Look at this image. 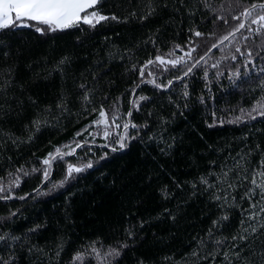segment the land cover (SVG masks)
<instances>
[{"label": "trees", "instance_id": "16d2710c", "mask_svg": "<svg viewBox=\"0 0 264 264\" xmlns=\"http://www.w3.org/2000/svg\"><path fill=\"white\" fill-rule=\"evenodd\" d=\"M251 2L102 0L97 6L101 13L118 20L103 21L95 29L82 25L83 30L43 36L29 28L0 32V182L8 187L16 175L20 177L19 187H12L14 198L0 200V234L20 239L9 240L7 247L0 243V257L9 264H70L77 251H84L83 264H213L211 258L198 260L191 255L197 249L193 238H207L212 221L225 212L229 219L216 235L231 237L239 232L241 209L249 203L240 197L251 186L243 177L250 179L256 170L257 181L262 179L258 165L264 159V118L252 120L247 112L258 100L264 101V73L259 71L264 67L260 48L264 36L249 33L250 21H244L245 29L230 37L231 43L224 41L219 49H212L205 56L207 63L202 61L181 81L174 77L182 75L186 66H150L154 76L146 79L174 81L166 89L143 83L134 95L140 77L132 65L139 68L158 54L175 59L192 47L196 48L192 56L198 59L232 31L240 22L232 16ZM220 16L228 24L217 19ZM195 31L204 35L197 37ZM236 47L245 55L236 53ZM249 50L253 65L246 71L243 64ZM169 52L174 55L168 56ZM64 57L68 62L60 64ZM214 63L218 67H211ZM237 68L239 76L233 75ZM81 84L89 89L88 101ZM140 95L149 99L140 102L137 111L131 102ZM117 98L121 117L117 123L131 120L144 126L129 127L128 135L136 138L126 140L123 149L116 142L122 127H109L111 135L105 139V127L92 125L99 118L92 108L103 103L109 111ZM129 109L131 117L124 115ZM237 116L242 119L228 123ZM37 119L39 130L33 124ZM78 132L83 134L77 136ZM57 148L62 153L75 151L51 159L49 153L55 155ZM46 158L51 160L50 168L42 163ZM89 163L92 167H84ZM68 164L84 170L68 177ZM21 165L28 175L16 172ZM34 167L40 171L33 172ZM201 177L215 187L205 190ZM229 182L239 185L228 189L239 207L222 209V201L212 195H225ZM93 242L98 255L90 247ZM125 242L129 247L120 256L107 255ZM200 251L204 255L209 249ZM262 251L264 228H258L249 234L241 255L250 264H264ZM220 262L217 257L215 264Z\"/></svg>", "mask_w": 264, "mask_h": 264}, {"label": "snow or ice", "instance_id": "6c2138e0", "mask_svg": "<svg viewBox=\"0 0 264 264\" xmlns=\"http://www.w3.org/2000/svg\"><path fill=\"white\" fill-rule=\"evenodd\" d=\"M236 2L237 4H239L240 0H236ZM101 3L102 0H0V32H3L5 30H11L15 32L16 29L29 28L34 30L35 33L43 36L47 35L48 33L63 32L69 29L83 30L81 27L82 25H86L90 28L95 29L97 25H100L103 21L119 19L116 15L107 16L102 14L101 10L97 7ZM254 12L257 13L255 16H253ZM133 15L135 14L133 13ZM149 15H151V13H149ZM144 18L146 19L147 17ZM217 19H221L225 24H228V19L223 16L217 17ZM232 19L240 22L232 29V31L228 32L227 35H224L218 43H212L210 46H208L204 55H201L198 59L193 58L192 53L196 51V48L192 47L189 51H186L184 53V56L175 59L166 60L164 55L158 54L154 59L150 58L146 60L143 64L140 65L139 68H137L136 65L133 64L132 70L138 72L140 83H138L136 87L132 89V93L135 95L136 88H139L140 84L143 83L151 84L157 89H166L173 84L174 81L172 79H169L166 84L157 83L156 79L154 78L146 79V75L147 77L154 76V73L148 70L150 66L161 67L164 65H170L172 68H179L182 65L186 66V70H183L182 75H175L174 77L176 81L183 80L184 77H187L190 73H193V70L195 68L201 66L202 61L204 62V64L207 63V61L205 60V56H207L208 53L212 51V49H219L220 45L224 44V41H229L231 43L229 38L231 37L234 39L236 37V34L240 32L241 29H245L246 24L244 21H250L247 27V31L249 33H255L256 35L264 36V0H253V2H251L248 7L244 8L239 13V15H233ZM252 25H258V27L253 28ZM194 35L197 37H201L204 34L199 31H195ZM212 35H215V33H212ZM243 39L248 40L249 36H243ZM0 43H2V41H0ZM175 47L183 51L179 44H177ZM260 48L264 50V43L260 45ZM235 52L240 53L242 56L245 55V53L241 52L240 47H236ZM5 55H7V53H5ZM167 55L173 56L174 52H169ZM257 56H259V53H257ZM185 57H187V59H185ZM246 57V63L243 64V67L247 71L249 65H253V53L251 50L247 51ZM231 59L235 61L237 59L236 55H231ZM68 60V57H64L60 60L59 63L65 64L68 62ZM189 61H192L190 66L188 65ZM211 67L216 68L218 67V64L214 63L211 65ZM164 71H168V68L165 67ZM259 71L261 73H264V67L260 68ZM233 75L239 76L240 69L237 68L236 72L233 73ZM204 76L206 79L208 76L207 70L204 71ZM79 87L84 90L83 99L88 101L89 89L84 84H81ZM188 95L189 93L187 92L185 86L183 96L187 98ZM107 99L108 97H105V100ZM147 99H149L147 96H137L136 99L131 102L133 108L139 111L140 102ZM200 102L203 103L202 97L200 98ZM58 107L63 109L64 106L58 105ZM185 107H187V105H185ZM118 110L119 98H117V101L112 104L109 111H105L103 103L98 109L95 107L92 108V112H98L99 114V118L94 120L92 122V125H103L105 127V139H107L108 136L111 135V133L107 130L109 127H122L124 130L123 134H118L116 142H118L119 147L123 149L127 146L125 142L126 140L136 138L135 136L128 135L127 130L129 129V127L138 129L144 126L132 123L131 120H128L122 125L120 123H117V121L121 119V117L117 114ZM241 112L243 113V109H241ZM253 113H256V115H253ZM124 115H126L127 117H131L132 110L129 109ZM247 116L252 120L257 119V117L264 118V101L258 100L256 104L247 112ZM241 119L242 116H237L235 120H229L228 123H235L237 121H240ZM40 123L41 121L39 119L33 121V124L37 126V130H39L38 126ZM219 123L223 124L224 121L221 120L219 121ZM92 125H89L88 127H91ZM208 126L213 127L214 124H209ZM87 130V127L83 129V131ZM82 134L83 132H78L76 135L80 136ZM29 139H31V137H29ZM65 147L69 146L66 145ZM76 147L80 148L82 147V145L80 143H76ZM115 150L116 149L113 148V151ZM74 151L75 150L73 149L72 152L62 153L61 150L57 148L55 150V155L53 153H49V157H51V159H56L57 157H60L62 159L64 155H72ZM42 163L44 165H47L48 168L51 167L50 159L46 158ZM84 167L90 168L92 167V165L89 163ZM48 168L43 170V176L45 180L49 178ZM258 168L260 169L258 174L262 178L260 182H258L256 179V170L253 171L250 179L247 175L243 177L245 180H248V183L251 186L246 188L244 194L240 197V200L247 199L249 201L248 207L241 209L243 215V218L240 221L241 230L236 234H233L231 237L223 236L222 234L220 236L216 235V231L220 227H222V222L229 219L228 214L225 212L219 218L212 221V226L206 233L207 238H193L197 244V249L193 250V252L191 253L193 257H197L198 260H208L209 258H211L213 264H215L217 257L221 258L220 264H236L237 261L241 262V264H250V262L247 261V258L243 257L241 254L247 248L249 234L254 235L257 232L258 228H264V223H261V220L264 219V159L260 161ZM83 170L84 169L82 167H76L72 164H68L67 176L71 177L74 172L78 173ZM32 171L36 172L40 171V169L34 167ZM16 172L23 173L25 176L28 175V172L24 170L23 165L18 167L16 169ZM9 175L11 176L14 174L10 173ZM227 175L228 172L225 171L223 173V176L227 177ZM19 182L20 177L18 175L15 176V179L8 187H5L4 184L0 182V200L13 199L14 197L12 195V187H19ZM63 183L64 181L60 182L61 185H63ZM201 183L206 185L205 190L215 187V185L209 183V181L204 177H201ZM238 186L239 185L229 182L227 184V188L224 189V192L226 193L225 195L213 194L212 198L216 201H222V203L219 204V207L222 209L225 208L226 205L228 207H239V202L237 201L236 196H231L230 193H228V189H234ZM193 187H195V185H193ZM257 189L259 191H257ZM165 195L167 196L166 192ZM257 196H259V200L256 199ZM19 198L24 199V197ZM11 215H15V213H12ZM30 231H35V229H30ZM128 235L129 237H131L133 233L129 231ZM19 239L20 238L16 236L9 237L0 234V243H3L6 247L9 246V240L15 241ZM95 243L96 242H93L90 247L92 249V252L97 253L98 255L97 249L95 248ZM241 244H243V247H241ZM127 247H129L127 242L122 243L119 248H111L107 255L118 257L121 254V250ZM203 248H208L209 251L204 255H201L200 250ZM237 249H239V251H237ZM84 255V251H77L72 257L70 264H83ZM252 255H255V253H252ZM260 256L264 257V251L260 253ZM0 264H9V262L0 257Z\"/></svg>", "mask_w": 264, "mask_h": 264}, {"label": "rangeland", "instance_id": "374dc122", "mask_svg": "<svg viewBox=\"0 0 264 264\" xmlns=\"http://www.w3.org/2000/svg\"><path fill=\"white\" fill-rule=\"evenodd\" d=\"M103 126V125H102Z\"/></svg>", "mask_w": 264, "mask_h": 264}]
</instances>
